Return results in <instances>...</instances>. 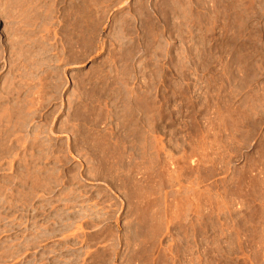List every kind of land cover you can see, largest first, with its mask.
<instances>
[{
	"label": "rangeland",
	"instance_id": "1",
	"mask_svg": "<svg viewBox=\"0 0 264 264\" xmlns=\"http://www.w3.org/2000/svg\"><path fill=\"white\" fill-rule=\"evenodd\" d=\"M0 264H264V0H0Z\"/></svg>",
	"mask_w": 264,
	"mask_h": 264
}]
</instances>
